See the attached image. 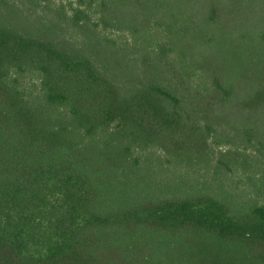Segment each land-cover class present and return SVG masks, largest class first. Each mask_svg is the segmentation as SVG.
Masks as SVG:
<instances>
[{"label":"trees","instance_id":"16d2710c","mask_svg":"<svg viewBox=\"0 0 264 264\" xmlns=\"http://www.w3.org/2000/svg\"><path fill=\"white\" fill-rule=\"evenodd\" d=\"M258 2L33 0L45 36L0 26V264H264L238 184H264V74L230 44ZM110 44L151 76L122 90ZM225 129L247 145L215 152Z\"/></svg>","mask_w":264,"mask_h":264},{"label":"rangeland","instance_id":"374dc122","mask_svg":"<svg viewBox=\"0 0 264 264\" xmlns=\"http://www.w3.org/2000/svg\"><path fill=\"white\" fill-rule=\"evenodd\" d=\"M15 3L21 6V9L10 7V4ZM263 1L258 3H250L251 11L245 15V27L240 33L241 36H235L232 40L234 53H238L240 58V49L248 50L255 59L260 61V66L264 74V7L262 6ZM42 8L34 6L33 0H0V26L15 29L19 32L25 34H32L37 36H45V26L40 21V16L42 14ZM203 31L199 29V33ZM218 36V35H217ZM72 33L64 34L63 38H66L67 41L73 42L72 44H65V46H70V48L76 50L81 49L85 55V44H80V39L78 40ZM242 38H249L248 41L243 42ZM246 39V40H247ZM231 42V41H230ZM119 44H110L112 51H109L110 54L104 58L101 56L97 57L94 53H89L92 59V62L103 71L107 77L117 84L122 90L131 89L136 86L141 85V80L143 79L140 74H143L144 68L148 69L147 75L151 76L152 68L149 64L144 65L142 57L140 54H134L130 52L128 54L126 51L122 52V49L115 51L114 48H120ZM208 49L211 47H207ZM169 49L165 51L168 52ZM95 56V57H94ZM207 60L212 61L211 54L204 56ZM218 57L215 55L214 59ZM154 74V73H152ZM251 75H254V72H251ZM229 128V127H228ZM226 134L223 133V137L218 135L216 140L213 141V147L215 152L218 150L228 149L230 147L244 148L247 143L244 141H235L233 140V132L230 129H225ZM226 137V138H225ZM232 138V139H228ZM258 141L256 139L248 140L250 142L248 150H264V138ZM248 173V177L242 178L239 181V185L242 188H245L251 193L252 197L258 198V201L261 203L264 201V184L262 180L258 179L259 175ZM258 174V173H257ZM240 173L237 176H241ZM241 179V178H240Z\"/></svg>","mask_w":264,"mask_h":264}]
</instances>
